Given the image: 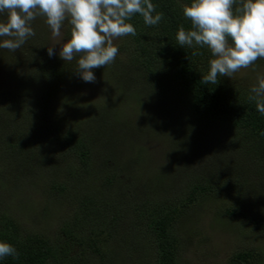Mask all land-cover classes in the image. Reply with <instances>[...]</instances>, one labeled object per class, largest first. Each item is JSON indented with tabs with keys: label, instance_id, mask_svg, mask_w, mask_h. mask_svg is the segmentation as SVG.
<instances>
[{
	"label": "trees",
	"instance_id": "trees-1",
	"mask_svg": "<svg viewBox=\"0 0 264 264\" xmlns=\"http://www.w3.org/2000/svg\"><path fill=\"white\" fill-rule=\"evenodd\" d=\"M190 2L151 0L153 15L163 13L157 25H146L140 14L127 21L136 35L118 38L114 62L93 70L97 79L104 77L101 89L110 95L97 105L75 108L72 90L84 84L76 73L77 61L64 62L58 54L50 58L37 26L20 51L3 56L8 61L21 57L25 66L14 86L0 91V185L13 181L17 190L21 181L34 182L39 167H45L44 186L66 215L50 234L49 229L26 228L22 216L0 202V242L18 253L0 264H179L188 247L180 221L211 196L226 195L231 205L223 214L244 221L264 238V115L248 99L246 87L225 77H218L217 85L201 83L213 58L210 51L181 47L176 40L181 25L191 28L183 15ZM242 3L236 0L234 11ZM63 26L68 40L72 25L66 20ZM194 51L202 54L193 56ZM131 100L146 111L164 104L165 118L161 112L148 113L149 123L144 120L155 136L169 143L174 175L168 170L140 175L134 168L145 162L144 154L125 132L119 134L122 122L114 109ZM201 128L218 136L222 155L234 160L223 178L191 172L180 157L185 156L187 136ZM112 143H124L125 159L112 156ZM94 150L104 152L102 158ZM53 154L55 166L50 164ZM12 167L16 174L9 178L4 171ZM55 168L61 169L59 178ZM123 174L125 180L120 179ZM178 175L180 183L169 197L170 178ZM31 212L23 217L33 219ZM228 264H264V252L245 248L234 252Z\"/></svg>",
	"mask_w": 264,
	"mask_h": 264
},
{
	"label": "rangeland",
	"instance_id": "rangeland-1",
	"mask_svg": "<svg viewBox=\"0 0 264 264\" xmlns=\"http://www.w3.org/2000/svg\"><path fill=\"white\" fill-rule=\"evenodd\" d=\"M6 20L7 14L0 13V23L6 22ZM36 26L37 33L45 36L43 44H45L46 48L54 45V52L58 54L62 44L67 42L64 37V26L62 25L61 28V37L57 38L52 36L51 29L44 17L38 16L32 22L34 30H36ZM117 43L118 38L113 41L114 45ZM1 51L3 55L0 56V91H4L14 86V82L20 73L19 69L24 68L25 62L21 57L17 61H8L7 58L3 57L4 55L8 56V54L14 55L20 49L15 52L0 49V54ZM98 77L99 79H97L96 75L94 83L88 84L84 82V84H77L72 90L71 96L74 97L72 100L75 101L74 106L76 109V106L80 107L81 104H84V106L87 104L97 105L104 101L106 97L110 98V95L104 92V89H101L102 85H104V77L100 75ZM225 78L246 87L250 92L253 86L258 85L259 81L264 79V58H259V63L254 62L247 68H241L231 77ZM106 87L110 90V93L115 94V90L111 85ZM117 95L116 93L114 97ZM113 102L115 103V101ZM162 106L164 104L157 103L156 108H150L151 110L146 111V109H140L138 104L131 100L114 108L118 112V119L122 122L121 125L124 126V128L122 126L117 128L120 130L119 134L125 132L124 134L135 143L134 149H139L144 154L142 160L145 162L142 165L133 164L134 168L137 167L136 170L139 171L140 175L148 173V176H150L154 172H160L161 170H168L171 173L173 172L172 175H174L176 171V167H173L175 166L174 164L170 167L169 161L172 155L167 151L169 143L165 141L164 137L155 136L148 128V113H155L156 115V113L161 112L163 113L162 117L165 118ZM75 113L81 115L79 110ZM127 121L130 123H127ZM128 124H130L131 128ZM210 132V130L204 128L197 129L195 132L192 131V134L187 136L189 139L185 141L186 144L184 143L187 146L185 156L180 157L183 163L192 169L191 172L203 170V174L210 175L211 178H223L228 172L227 168L233 164L234 160L229 156L222 155L219 137ZM213 133L215 132L213 131ZM31 142H33L32 144H37L38 140L31 139ZM111 145L113 149L111 150L112 156L115 159L121 161L127 157L128 152L124 143H112ZM36 150L37 148L33 149V151ZM34 155L36 156L37 153H34ZM94 155L102 158L104 152L94 150ZM53 157L50 164L55 166L57 159L54 154ZM58 169L55 168L56 175L59 178L58 175L61 174V169ZM0 170L3 171L2 166ZM15 172L16 170L12 167L10 170L6 169L4 175L10 178L16 174ZM46 173L45 167H39L37 179L32 183L26 182V180L21 181V186L17 190L13 181H10L9 185H0L2 187L0 188V202L4 209L14 211L19 218L22 216L20 223L26 228L49 229L51 230L50 234H52L59 218L64 217L66 212L63 210V206H59L53 198L49 197L47 188L44 186ZM144 176L147 177V175ZM178 176L179 178H170L173 182L167 189L168 193L166 194L169 197H171L173 190L177 189L178 182L180 183L181 178L180 175ZM125 177L126 175L123 174L120 179L125 180ZM12 183L15 185L14 188ZM225 197L226 195L217 198L212 196L205 197L199 201L195 209L186 213L181 219L179 230L181 227L183 228V235L181 236L188 247L184 249L183 254L180 256L179 264H228L230 256L236 251L245 248H259L264 252V238L262 236L253 233L248 226L244 225V221L231 219L223 214V210L231 205L230 201ZM251 209H254L253 205ZM28 211H32L30 216L33 214V219H29V216L27 218L23 217L25 212Z\"/></svg>",
	"mask_w": 264,
	"mask_h": 264
},
{
	"label": "clouds",
	"instance_id": "clouds-1",
	"mask_svg": "<svg viewBox=\"0 0 264 264\" xmlns=\"http://www.w3.org/2000/svg\"><path fill=\"white\" fill-rule=\"evenodd\" d=\"M236 0H191L183 8L190 21V30L181 25L176 40L181 47H206L213 57L201 83H219L218 77H231L247 68L258 58H264V0H243L233 9ZM151 0H0V13L7 14L0 23V49L12 52L35 36L32 22L45 18L54 38L61 37L66 20L72 25L70 39L58 53L64 62L77 61L76 73L86 83H94V69L114 62L118 48L113 41L126 35H136L127 21L140 14L148 26L157 25L163 13H156ZM55 54L54 45L47 55ZM192 52V55H201ZM248 99L264 115V79L253 86ZM18 257L14 246L0 242V259Z\"/></svg>",
	"mask_w": 264,
	"mask_h": 264
}]
</instances>
